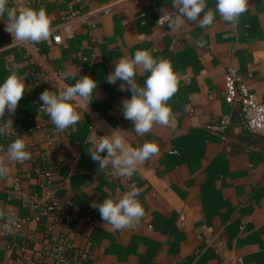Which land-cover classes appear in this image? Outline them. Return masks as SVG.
<instances>
[{
    "label": "crops",
    "instance_id": "0c3cea01",
    "mask_svg": "<svg viewBox=\"0 0 264 264\" xmlns=\"http://www.w3.org/2000/svg\"><path fill=\"white\" fill-rule=\"evenodd\" d=\"M206 3L215 12L217 0ZM7 6L44 8L51 31H60L71 13L89 17L72 26L69 39L60 31V45L15 43L0 22V84L15 72L28 90L15 113L0 120L13 122L10 133L0 136V155L17 138L31 154L24 163L6 161L9 172L0 179V264H54L51 253L63 239L74 244L71 256L81 264H264V136L246 132L244 116L224 98L231 66L264 102V0H248L235 26L215 12L207 28L186 21L176 31L157 24L162 8L178 12L172 0H143L140 9L125 0H8ZM137 50L169 60L178 82L166 102L170 123H157L143 136L123 115L131 93L106 79ZM85 75L98 83L93 100H74L80 121L57 131L40 111L39 97ZM149 75L138 72L135 79L143 86ZM225 116L232 124L221 132ZM114 130L133 148L146 142L159 147L131 178H114L111 165L99 170L88 154L98 136ZM48 171L54 173L51 188ZM133 187L144 216L129 228L113 229L90 207ZM49 197L78 218L57 221L50 214L36 220L34 200ZM17 219L20 228L13 225Z\"/></svg>",
    "mask_w": 264,
    "mask_h": 264
},
{
    "label": "clouds",
    "instance_id": "9594fccd",
    "mask_svg": "<svg viewBox=\"0 0 264 264\" xmlns=\"http://www.w3.org/2000/svg\"><path fill=\"white\" fill-rule=\"evenodd\" d=\"M7 5L8 0H0V22L4 23V30L13 38V42L35 44L49 39L51 20L44 8L37 10L23 7L18 10ZM247 7L248 0H217L215 12H218L224 21L235 26L240 15L247 11ZM172 8L178 12L162 8L157 22L158 25L162 27L166 25L172 31L180 29L186 21L207 28L215 19V12L206 10V0H172ZM138 72L150 73L143 86L135 79ZM106 79L114 86L120 82L118 90L131 93V97L123 102V115L134 124L137 135L149 133L157 123L161 125L170 123L172 110L166 102L177 92L178 82L169 60L157 61L148 50H137L133 58L119 60L114 71L109 73ZM97 86L96 80L85 75L76 80L74 85L58 91L45 90L40 95L43 110L57 131H64L80 121V113L74 107L73 101L79 98L90 104ZM26 91L28 90L22 78L15 72L0 84V120H3L6 114L15 113ZM12 124L11 119L0 124V136L8 135ZM87 151L99 170L111 165L114 178H131L141 163L159 153V147L155 143L146 142L139 148H133L117 130H114L109 135L98 136ZM3 152L5 149L0 146V153ZM30 156L24 139L17 138L11 142L5 155H0V179L8 175L6 161L24 163ZM138 195V189L133 187L121 198H108L101 203L93 201L90 207L99 211L104 224L111 225L115 230L126 229L138 223L144 216L143 206L137 199ZM2 215L0 212V216Z\"/></svg>",
    "mask_w": 264,
    "mask_h": 264
},
{
    "label": "built area",
    "instance_id": "2783aa9c",
    "mask_svg": "<svg viewBox=\"0 0 264 264\" xmlns=\"http://www.w3.org/2000/svg\"><path fill=\"white\" fill-rule=\"evenodd\" d=\"M127 3H131L140 9V5L143 0H125ZM20 4H25V0H20ZM88 15L71 13L63 19L59 29L63 31L66 38L73 36V25L74 24H85L88 21ZM139 17L142 22L146 21V14L140 10ZM158 22V21H157ZM158 24V23H157ZM160 26V25H159ZM60 31H51V35L48 40H51L55 44H62L64 42L63 36ZM97 59V55L94 54L91 58L92 61ZM225 101L233 108L238 109L244 116V129L246 132L255 136H264V102H259L255 95H253L249 87L247 86L244 77L233 67L229 66L226 69L225 75V88H224ZM40 111H44L43 107L40 106ZM183 112L186 114L187 110ZM232 124L231 116H225L218 130L225 132L227 128ZM45 124L40 122L37 124V129H43ZM60 163H56V170L60 167ZM53 172L48 171L44 175L47 177V186L52 187ZM35 199L33 207L37 212L35 216L36 220L40 221L42 218L49 216L50 214L55 215V219H65L66 221H74L78 218V215L69 213L64 210L60 203L54 202L50 199ZM16 228H20L22 222L17 219L13 222ZM75 246L69 240H61L57 243L55 249L51 253L54 260V264H81L75 257L71 256L74 252Z\"/></svg>",
    "mask_w": 264,
    "mask_h": 264
}]
</instances>
